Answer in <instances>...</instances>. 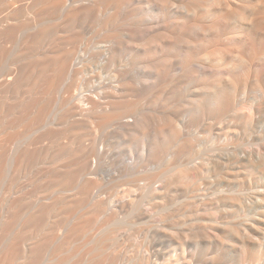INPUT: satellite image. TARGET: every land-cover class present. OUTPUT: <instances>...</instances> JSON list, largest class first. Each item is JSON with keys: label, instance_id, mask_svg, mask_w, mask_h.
Wrapping results in <instances>:
<instances>
[{"label": "bare ground", "instance_id": "6f19581e", "mask_svg": "<svg viewBox=\"0 0 264 264\" xmlns=\"http://www.w3.org/2000/svg\"><path fill=\"white\" fill-rule=\"evenodd\" d=\"M261 56L264 0H0V264H103L178 186L264 264Z\"/></svg>", "mask_w": 264, "mask_h": 264}, {"label": "rangeland", "instance_id": "374dc122", "mask_svg": "<svg viewBox=\"0 0 264 264\" xmlns=\"http://www.w3.org/2000/svg\"><path fill=\"white\" fill-rule=\"evenodd\" d=\"M257 61H258L259 65H262L261 67L264 68V66H263L264 64H261L264 62V56H261L260 58L258 57ZM261 67H259V68H261ZM263 71H264V69H263ZM63 140H64V143H66L68 141V139L66 141V138H63ZM123 188L125 189L124 186L122 188L120 187V190ZM175 188H176L177 195H176V193H174L175 196L174 195L170 196L169 199H167L168 201L166 203V206L165 205L162 206V208L166 207V209L165 208L161 209L159 206L156 205L155 207H157V208L152 207L154 209H152L153 211L151 210V212H153V213H155V211L159 212V215H160L159 216L160 218H158L157 220H160L161 222H159L160 224L157 223L158 225L156 224L158 226L157 229L161 228L163 230L164 228H167L168 229L167 233L171 232V235L163 233L161 231V229H160V231H159V229L156 230L155 229L156 227H154V225L151 226L150 229L154 228V230H156V231H154V230L149 231L150 229L149 230L146 229V231H145V228L143 230L142 228L138 227L139 230L142 229L141 231H139L137 227H134V228H137V230H136V229H133L132 225H129L130 227L128 225H126L127 228H124V230H122L121 234L119 232L117 235L118 237L115 235L113 237L114 240H112V242H109V241L107 242L106 250L103 253L104 258H106L107 260L106 259L103 260V261H106L103 264H108L109 260L113 264H114V262L116 264L117 263L118 264H143V263L144 264H178V263L183 264L185 258H186L185 261L188 262L187 264H203V263L204 264H211V262H212V264H219V263L220 264H239L238 251L235 248L236 242H234L235 238H234L233 232L231 233L228 231H225V232L213 231L214 233L211 232V235L209 236L210 233L205 231L206 229L204 230V228H202V227L200 228V227L196 226L198 224H199L198 226H200V225L204 226V224H207V223H209V225L222 223V221H223L222 219H218V220H216V222H214L215 220L213 218L212 219L210 218L212 216H210L209 211L211 210V213L215 212L212 210V207H214V205L208 206L210 208L209 209L208 207L204 206L203 201L201 199H199L197 196L188 197L186 194H185V196H183L184 194H183V192L180 191L181 190L180 186L174 187V189ZM120 190L118 188V191H120ZM114 191L116 192V190H114ZM181 194H183V195H181ZM172 197L174 199H172ZM171 199H172V201H171ZM168 202H169V204H168ZM204 207L206 208V210L202 209ZM160 209L162 210L163 214H162ZM165 212H166V214H165ZM167 212L169 214H167ZM165 216H166V218H164ZM199 216H201L202 220ZM203 217H204V219H203ZM205 218H207L206 220L208 222L205 221ZM162 219H164V220H162ZM200 220L203 222V224H200V222H198ZM210 220H211V223L209 222ZM224 220H226V219H224ZM162 221H163V223H162ZM127 222L129 223L130 221L126 220V223ZM204 222H206V223H204ZM191 225H195V227L194 226L191 227ZM181 226H182V228H181ZM131 227H132V229H131ZM198 228H199V230H198ZM200 229H203V230H200ZM0 230L2 231V232H0L1 233L0 234V244L3 243V244H1L0 249L3 250V246H5L8 243L7 239L9 237V235L15 230V222H13V224H11L5 228L0 227ZM182 232H183L184 237L182 235ZM204 232L206 234H208V236H206V234ZM221 232H222V234H221ZM175 233H176V235H175ZM1 235L3 236L4 239L3 238L1 239V237H2ZM29 235H25L26 238ZM172 235H174V236H172ZM175 236H176V239H175L176 241L173 238ZM80 238L82 239L83 236L81 235ZM81 239L77 240V241L80 240L78 242L79 248L83 247L84 238L82 241H81ZM180 240H181V242H179ZM206 240H208V241H206ZM178 243H180V244L178 245ZM112 244H113L114 248L111 247ZM233 244H235V245H233ZM48 245L52 248L51 243H48V244L44 243L43 246L48 247ZM109 245H111V246H109ZM51 248H49V250ZM112 249H114L116 251H114ZM79 250H80L79 251V254H80L82 252V249H79ZM107 250L110 253H108ZM111 250L116 253V255H117L116 257L114 256L115 254H113ZM183 252H184L185 258H182ZM179 253H181L182 256L179 255ZM112 255L114 256L115 259H113ZM203 256H204V258H203ZM210 257L216 258V259L212 260V259H210ZM110 258L112 259V261ZM0 259H1V257H0ZM175 259H176V261L178 259L179 260L176 262ZM206 260H207V263H206ZM209 260H210V262H208ZM216 261H218V262H216ZM186 262L184 264H186ZM81 263L82 262L80 261L79 264H81ZM17 264H22V263H21V261H18ZM261 264H263V262H261Z\"/></svg>", "mask_w": 264, "mask_h": 264}]
</instances>
